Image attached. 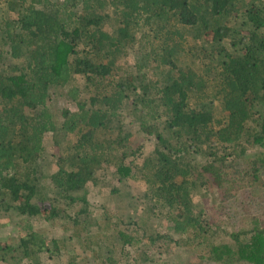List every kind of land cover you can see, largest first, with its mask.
<instances>
[{
    "label": "trees",
    "instance_id": "16d2710c",
    "mask_svg": "<svg viewBox=\"0 0 264 264\" xmlns=\"http://www.w3.org/2000/svg\"><path fill=\"white\" fill-rule=\"evenodd\" d=\"M1 4L0 215L63 220L74 235L27 227L0 245V262L40 264L45 251L76 264L73 238L97 237L87 256L91 244L122 255L139 235L163 234L174 244L199 239V264H264V0ZM55 95L75 105L58 122ZM139 132L153 148L137 162ZM48 136L55 170L44 175ZM140 183L134 231L109 213L102 228L88 187L114 194ZM151 218L166 231L150 230Z\"/></svg>",
    "mask_w": 264,
    "mask_h": 264
},
{
    "label": "rangeland",
    "instance_id": "374dc122",
    "mask_svg": "<svg viewBox=\"0 0 264 264\" xmlns=\"http://www.w3.org/2000/svg\"><path fill=\"white\" fill-rule=\"evenodd\" d=\"M3 4L0 6V17H2V12L4 10ZM48 107H50L51 111L54 113L55 120L61 121L63 113V109L74 110V103L60 95L53 96L52 100L48 103ZM137 128V125H131V129L134 131ZM140 134H135L133 139V145H137L142 143L141 153L137 156V162H140L141 159L151 151L153 148V140L150 137H146L144 134L139 132ZM44 144L46 148L45 157L43 163H41V169L45 174L51 173L55 170L53 165V154H55L56 149L53 147L54 143H51V140L48 137L44 139ZM113 175V174H112ZM47 185L48 180H43ZM119 185V183L117 182ZM142 188V184H131V186L123 184L122 190L118 193L110 194L109 190L103 189L101 187L98 190H95L93 187H88V209L93 210V216H95L98 220V224L105 226V219L102 216L103 213H109L110 218L109 221L117 222V224H121L119 220H115V217L121 218L124 220L134 231V224L132 222L138 217L139 206H143V201L141 196L139 195V191ZM46 191L51 192L49 187H47ZM107 205L104 208V205ZM46 205V204H45ZM137 209V210H135ZM260 208L250 207L249 212H260ZM245 211L243 208L240 209L239 215L237 218L238 222L240 219H243ZM143 215V213H142ZM149 222L150 230L155 229L157 231H161L164 233L166 230L163 228L162 224L157 218H151ZM27 227L37 231L38 233H43L44 235H52L53 238H62L68 235H74L71 227L68 222L63 220L55 219L53 222H47L41 216H4L0 215V245L3 243L16 244L19 238L25 233ZM160 233V234H161ZM228 234L225 235V239L228 240ZM139 242L128 250V252L124 251V254L120 253V248L117 246L116 249H113L112 252H107V249L99 251V246L96 244H91L95 249V252H90L91 256H87L84 254V250H86V245L90 243V241L97 240V237L94 235L90 240L76 241L74 238L72 239L71 249L69 251L73 255L76 254V259L78 262L76 264H99L97 260L99 257L96 255H101L103 258L107 256H113L116 260L113 264H148L149 260L154 259V263L152 264H199L200 255L206 253L205 244H199L200 240L195 239L191 241L189 245L185 241H181L179 243L174 244L169 240L168 236H161L159 239H155L154 242L149 238H141L138 236ZM47 245L49 247L52 246V241L46 240ZM119 244V243H118ZM117 244V245H118ZM100 245V244H99ZM60 249H63L61 246H58ZM103 248V247H102ZM105 251V252H104ZM112 253V254H111ZM129 253V259L127 261L126 254ZM60 258V259H59ZM143 258L145 259L144 263ZM35 259L36 262L40 264H59L61 262L66 261V256H57L50 255L49 253L43 251L41 252ZM20 264H30L28 259H22ZM152 262V261H151ZM0 264H6L0 262ZM151 264V263H150ZM205 264H215L210 262H205Z\"/></svg>",
    "mask_w": 264,
    "mask_h": 264
}]
</instances>
